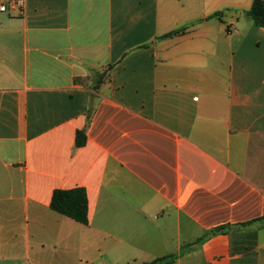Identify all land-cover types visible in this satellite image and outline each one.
<instances>
[{
  "label": "crops",
  "instance_id": "1",
  "mask_svg": "<svg viewBox=\"0 0 264 264\" xmlns=\"http://www.w3.org/2000/svg\"><path fill=\"white\" fill-rule=\"evenodd\" d=\"M9 2L0 264H88L89 249L118 264H264V27L245 15L253 0ZM76 188L88 225L51 209L55 191Z\"/></svg>",
  "mask_w": 264,
  "mask_h": 264
},
{
  "label": "trees",
  "instance_id": "2",
  "mask_svg": "<svg viewBox=\"0 0 264 264\" xmlns=\"http://www.w3.org/2000/svg\"><path fill=\"white\" fill-rule=\"evenodd\" d=\"M222 12H218L213 17H220ZM245 15L250 18L255 25L264 27V0H253L252 8L245 12ZM186 29H180L170 32L159 39H168L185 33ZM106 77V74L100 76L102 81ZM83 136V137H82ZM86 137L84 132H79L77 145L81 146L85 143ZM51 209L64 215L80 224H89V204L87 193L82 188H76L73 190H57L54 192ZM226 231L225 227H220L212 230L209 234L216 235ZM177 259V256L170 255L164 258L156 259L144 264H172Z\"/></svg>",
  "mask_w": 264,
  "mask_h": 264
},
{
  "label": "rangeland",
  "instance_id": "3",
  "mask_svg": "<svg viewBox=\"0 0 264 264\" xmlns=\"http://www.w3.org/2000/svg\"><path fill=\"white\" fill-rule=\"evenodd\" d=\"M88 264H118L117 262H109L103 260L99 253H97L94 249H89L88 250ZM130 264H135V263H130Z\"/></svg>",
  "mask_w": 264,
  "mask_h": 264
},
{
  "label": "built area",
  "instance_id": "4",
  "mask_svg": "<svg viewBox=\"0 0 264 264\" xmlns=\"http://www.w3.org/2000/svg\"><path fill=\"white\" fill-rule=\"evenodd\" d=\"M9 4L13 8L17 7L19 9H22L25 5V0H10ZM6 8H7V5L2 6V10H6Z\"/></svg>",
  "mask_w": 264,
  "mask_h": 264
}]
</instances>
